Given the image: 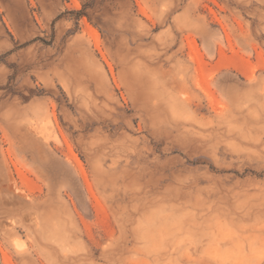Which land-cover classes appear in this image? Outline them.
Masks as SVG:
<instances>
[{
    "label": "rangeland",
    "instance_id": "obj_1",
    "mask_svg": "<svg viewBox=\"0 0 264 264\" xmlns=\"http://www.w3.org/2000/svg\"><path fill=\"white\" fill-rule=\"evenodd\" d=\"M0 264H264V0H0Z\"/></svg>",
    "mask_w": 264,
    "mask_h": 264
},
{
    "label": "bare ground",
    "instance_id": "obj_2",
    "mask_svg": "<svg viewBox=\"0 0 264 264\" xmlns=\"http://www.w3.org/2000/svg\"><path fill=\"white\" fill-rule=\"evenodd\" d=\"M236 245H237V244L235 243V244H234V245H232V246H233V247H237ZM238 249H240V250H241V248H240V247H239Z\"/></svg>",
    "mask_w": 264,
    "mask_h": 264
}]
</instances>
